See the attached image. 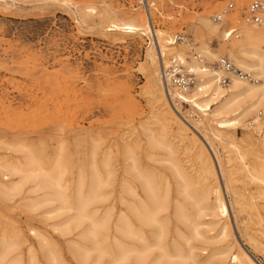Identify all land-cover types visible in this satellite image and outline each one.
<instances>
[{
    "label": "rangeland",
    "instance_id": "rangeland-1",
    "mask_svg": "<svg viewBox=\"0 0 264 264\" xmlns=\"http://www.w3.org/2000/svg\"><path fill=\"white\" fill-rule=\"evenodd\" d=\"M152 1L150 19L141 0H0V142L27 143L44 155V166L54 171L59 165L53 157L63 142L66 158L62 164L68 167L63 184L71 194L75 192L80 174L89 173V155L95 146L100 153L99 160L103 154L110 155V162L114 163L118 174L122 173L125 162H132L127 160L124 151L125 144L129 143L137 162L157 168L159 177L166 175L170 179L172 176L170 164L166 161L169 151L151 148L144 130L150 127L156 134L161 132L155 118L157 109L149 102L146 93L150 81L153 83L155 79L148 52L152 51L156 59L158 40L153 33L127 35L106 32L105 26L109 22L101 19L105 9L119 20L144 16L151 21L153 29L165 31V38L176 33L187 34L197 44L200 54L205 45L218 56L228 55L234 63L230 44L247 41L249 31L264 32V24L250 26L244 20L239 8L247 0H237L238 9L218 25L220 30L215 35L203 31L201 23L205 17L213 20L212 16L228 0ZM89 7L95 8L96 13L90 14ZM228 25L242 27V36L226 39L224 29ZM147 37L151 39L150 43ZM262 40L264 51V34ZM182 48L178 50L183 53ZM156 79L153 83L155 89L166 100L160 77ZM170 103L168 110L172 112ZM176 106L181 111V120L177 121L185 125L187 134L179 136L177 126L173 124L167 136L175 152L173 157L189 170L194 169L195 155L202 147L212 162L199 138L203 135L202 130L191 128L195 119L191 114L204 118L212 141L210 145L224 170L219 178L223 197L228 203V216L222 222L229 218L230 230L235 234L230 238L234 237L258 264H264V181L251 179L253 168L259 171V162H264V116L259 126L260 135L250 131L248 125L259 112L264 113V106L250 112L239 128L227 130L238 145L237 149L219 140L202 112L190 103H177ZM192 136L198 138L196 145L190 141ZM13 156L6 145H0L1 158L12 159ZM0 181H6L1 171ZM87 188L88 182L86 191ZM38 195L28 196L38 198ZM56 207L57 204L45 203L31 208L20 202L11 203L0 196V235L3 230L10 234L21 230L26 239L22 264H29L30 248L36 264H50V251L59 257L62 264H82L74 256L79 246L71 242L78 241L77 233L64 235L62 224L69 218L68 213L58 214L54 212ZM90 210L93 211V207ZM101 215L99 211L97 216ZM171 216L173 224H179L173 211ZM210 219L211 215L206 212L200 221H204L203 231L212 237L220 232L222 224L210 227ZM31 229L46 237L48 244L32 235ZM195 244L207 248L205 251L197 250L202 261H206L213 250L228 245ZM231 259L227 255L220 261L232 264ZM220 261L213 260V263L219 264ZM85 264L104 263H99L97 256L91 254Z\"/></svg>",
    "mask_w": 264,
    "mask_h": 264
},
{
    "label": "bare ground",
    "instance_id": "bare-ground-1",
    "mask_svg": "<svg viewBox=\"0 0 264 264\" xmlns=\"http://www.w3.org/2000/svg\"><path fill=\"white\" fill-rule=\"evenodd\" d=\"M44 1L59 2L60 0ZM89 8L90 14L96 13L95 8ZM227 17L223 18L221 24ZM101 19L109 22L105 26L106 32L127 35L155 34L158 46L165 52L174 51L173 53L181 58L187 69L198 77L195 88L187 93L176 91L173 98H170L161 80L156 61L157 54L155 59L153 52H148L155 71L154 82L160 77L168 101L163 95L157 93L154 82L150 81L151 85L146 89V93L149 96V102L157 109L155 118L161 126V132L156 134L150 127H145L144 130L151 148L169 151L166 161L170 164L171 178L169 179L166 175L159 177L156 174L157 168L151 164L145 166L137 162L129 143H124V151L127 160L132 162H125L122 173L118 174L114 163L110 162V155L103 154L102 160H99L100 153L95 146L89 155L90 171L87 175L85 172L80 174L75 192L71 194L69 188L63 184V177L68 172V167L62 164L66 157L61 140L53 157V161L58 162L59 165L58 170L55 171L48 170L43 164L46 161L44 155L37 153L27 143L0 142V145H6V149L14 153L12 159L0 157V171L6 180L0 181V196L11 203L20 202L31 208H37L45 203L57 204L54 212L68 213L69 218L62 224L65 230L64 235L77 233L78 241L71 242L79 246L74 256L82 264L88 261L91 254H95L97 261L104 264H214L213 260L220 261L227 255L232 257V264H258L234 237L230 238L235 234L233 235L230 230L229 218L228 221L222 222L223 219L227 220L228 216V203L226 204L223 197L219 178L223 176L224 170L218 155L210 145L212 141L206 130L204 118L190 113L195 116V119L194 126L189 124V127L202 130L203 135L199 138L202 146L208 150L212 162L201 147L195 155L196 168L189 170V167L173 157L175 152L167 136L173 124H176L179 136L187 134L185 125L177 121L179 118V121L181 120V111L176 106L177 103H173L177 99L178 105L183 102L190 103L194 109L202 112L219 140L232 148H238L227 130L239 128L250 112L264 106V51L262 49L264 32L249 31L247 41L230 44L235 63L241 67L237 66V68L243 72L248 71L254 81L232 76L229 85L224 86L219 80L221 72L213 66L220 56L208 50L205 45L201 48L200 54L194 40L192 46L175 42L174 35L165 38V31L153 29L151 21L144 16L119 20L105 9ZM201 25V29L210 35H215L220 30L218 26L220 23L207 17L203 19ZM228 27L224 29V36H227L228 30H232V33L226 39L234 37L235 26L228 25ZM239 28L243 30L242 27L239 26ZM181 46L183 53L178 50ZM189 52L193 53L189 55ZM194 54L199 56L195 57ZM221 56H227L233 62L228 55ZM169 101L173 105L172 112L168 110L170 109ZM254 118L257 119V116ZM197 139L195 136L190 137L194 145L197 144ZM208 145L213 152L212 155ZM259 167V171L253 168L254 174L251 175V179L263 182L264 162H259ZM193 170L195 174H192ZM86 182H88L87 191ZM30 184L32 185L25 190ZM30 194L39 195L38 198H31L28 196ZM91 207L93 211L90 210ZM99 211L102 212L100 217L97 216ZM172 211L179 224H173ZM206 212L211 215L208 222L210 227L222 224L216 236L211 237L203 231L204 221L202 223L200 219ZM30 233L48 244V239L35 229H31ZM195 242L228 243V245H224L222 249L213 250L207 260L202 261L197 250L205 251L207 248L198 246ZM25 244L26 239L20 229L11 234L3 230L0 235V264H22L24 255L22 249ZM29 253V264H36L32 248L29 249ZM48 260L50 264H62L59 257L52 251L48 254ZM219 264L224 263L220 261Z\"/></svg>",
    "mask_w": 264,
    "mask_h": 264
},
{
    "label": "built area",
    "instance_id": "built-area-1",
    "mask_svg": "<svg viewBox=\"0 0 264 264\" xmlns=\"http://www.w3.org/2000/svg\"><path fill=\"white\" fill-rule=\"evenodd\" d=\"M142 4L147 8V12L151 19V7H153L154 2L152 0H141ZM238 9L237 0H228L227 3L221 8L220 11L216 12L212 19L215 22L221 23L225 16L231 15L235 10ZM242 16L244 20L248 23L262 24L264 23V0H247L241 8ZM229 28V27H228ZM227 29V28H226ZM232 30H228L226 37L231 35ZM234 37L240 38L242 31L238 26H235ZM175 42L185 43V45H192L193 39L187 34L176 33L173 34ZM147 41L150 43L151 39L147 37ZM193 46V45H192ZM157 54L158 68L161 76V80L164 83L166 91L170 98H173L175 92L187 93L196 87L198 83V77L195 73L187 69L186 65L183 63L181 58L173 52H165L160 46L155 47ZM193 52H189L192 54ZM198 57V54H194ZM214 68L221 72L219 80L222 85H229L232 76H239L248 81H254L250 73L243 72L241 69L237 68L235 64L227 57L220 56L217 61L213 64ZM179 103L176 99L173 103ZM184 104V103H182ZM186 104V103H185ZM264 113L261 111L257 115V119L253 118L250 121V131L254 134L259 135L261 129L259 127V122L263 118Z\"/></svg>",
    "mask_w": 264,
    "mask_h": 264
}]
</instances>
